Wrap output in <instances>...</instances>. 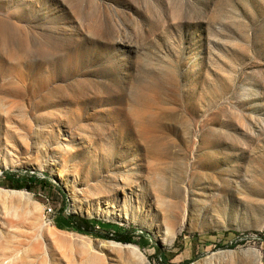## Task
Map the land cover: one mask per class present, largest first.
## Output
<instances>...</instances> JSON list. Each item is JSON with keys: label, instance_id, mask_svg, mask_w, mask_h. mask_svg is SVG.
Segmentation results:
<instances>
[{"label": "rangeland", "instance_id": "rangeland-1", "mask_svg": "<svg viewBox=\"0 0 264 264\" xmlns=\"http://www.w3.org/2000/svg\"><path fill=\"white\" fill-rule=\"evenodd\" d=\"M0 264H264V0H0Z\"/></svg>", "mask_w": 264, "mask_h": 264}, {"label": "trees", "instance_id": "trees-1", "mask_svg": "<svg viewBox=\"0 0 264 264\" xmlns=\"http://www.w3.org/2000/svg\"><path fill=\"white\" fill-rule=\"evenodd\" d=\"M33 178H31L32 180ZM69 219L72 222V224L77 227L79 230H83V231H89L92 233H96L98 235H105L103 232L95 230L92 226V224L85 218L82 217H77V216H73V215H69ZM117 241L120 242H131V230L125 232V233H120L118 234V237L115 238Z\"/></svg>", "mask_w": 264, "mask_h": 264}]
</instances>
